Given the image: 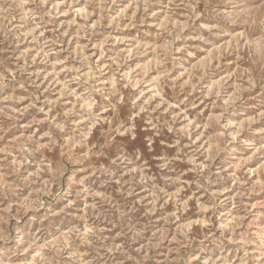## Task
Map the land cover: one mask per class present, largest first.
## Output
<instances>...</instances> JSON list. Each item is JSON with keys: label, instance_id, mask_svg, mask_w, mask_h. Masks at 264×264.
Returning <instances> with one entry per match:
<instances>
[{"label": "rangeland", "instance_id": "374dc122", "mask_svg": "<svg viewBox=\"0 0 264 264\" xmlns=\"http://www.w3.org/2000/svg\"><path fill=\"white\" fill-rule=\"evenodd\" d=\"M233 2L242 6L240 0ZM215 8L213 0H0V127L6 129L0 136V235L8 237L0 240V260H7L16 248L23 250L29 236L18 243L20 234L39 219L33 211L41 192V170L51 166L54 151L45 136V118L58 115L57 97L75 88L81 73L95 79L100 68L105 76L99 82L110 78L113 88L124 75L134 80L133 91L142 89L144 96L162 84L164 92L178 97L179 106L163 113L174 121V131L168 133L174 139L161 140V150L167 147L183 157L197 145L205 156L219 149L216 162L231 164H225L223 175L235 174L216 177L207 191L198 190L192 161L202 158L197 153L178 159L179 165H188L176 177L183 197L180 210L175 188L169 192L172 199L144 207L154 225L147 235L159 228L167 237L153 245L158 258L166 261L190 253L201 264H220L221 259L240 264L248 257L259 261L255 241L264 229V92L257 91L259 82L248 86L254 74L241 51V30L220 31L210 23ZM205 24L209 27L203 28ZM209 30L213 34L208 35ZM253 32V50H264V26ZM109 66L116 72H108ZM258 80H264V74ZM193 123L198 135L191 131ZM221 141L231 143L225 149ZM30 175H35L31 184L20 182ZM96 228L97 236L86 234V229ZM208 229L211 235L242 234L244 239H229L226 246L209 244L202 252L200 240L191 237L199 232L203 239ZM115 234L116 229L100 221L77 217L49 239L62 252L67 245L62 264H114L118 257L106 255L103 245L111 247ZM245 239L252 242L245 244ZM248 264L254 261L248 259Z\"/></svg>", "mask_w": 264, "mask_h": 264}, {"label": "clouds", "instance_id": "9594fccd", "mask_svg": "<svg viewBox=\"0 0 264 264\" xmlns=\"http://www.w3.org/2000/svg\"><path fill=\"white\" fill-rule=\"evenodd\" d=\"M213 3L216 8L210 23L218 25L220 31L241 30V51L250 61L254 74L249 77L248 86L259 82L257 91L264 92V80H258L264 74V50L254 51L251 39L253 30L264 26V0H254L251 4L240 0L242 6H235L233 0H213ZM202 27L208 28L209 25ZM211 34L209 30L208 35ZM97 72L99 76L95 79L81 73L80 78L74 81L75 88H68L63 98L57 97L55 111L58 115L45 118L48 130L45 136L48 146L54 151L50 153L51 166L41 170V192L33 211L39 219L29 226L28 233L20 234L18 243L24 241L25 235L29 236L23 250L16 248L7 260H0V264H62L61 256L67 254V245L62 246L65 249L62 252L61 246L49 238L58 237L63 229L76 222L77 217L100 221L116 229L111 247L103 245L106 255L116 254L118 257L114 264H193L194 261L201 264V259L190 253L161 261L153 245H160L162 238L167 237L159 228L151 236L147 235L152 232L150 225H154L153 217L144 212V207L152 201L163 203L165 199H172L169 192L175 188L177 211L180 210L179 203L183 197L178 195L180 185L176 177L182 176L183 168L188 165H179L178 159L199 154L200 162L192 161V164L198 180L196 187L205 191L217 182L216 177L227 179L235 175H223L225 164L229 167L231 164L227 160L216 162L219 149L205 156L197 145L185 151L183 157L173 155L167 147L161 150V140L174 139L168 136L174 131V121L163 113L165 108L174 111L179 106L178 97L164 92L162 84L153 85L156 91L149 90L151 95L144 96L142 89L133 91L134 80L124 75L118 77V88H113L110 78L99 82L105 71L97 68ZM108 72L115 73L116 69L109 66ZM260 101L264 106V95L260 96ZM5 131L0 127V136ZM191 131L199 134L194 123ZM184 135H188L187 128ZM228 143L231 141H221L225 149ZM179 146L183 148L182 143ZM244 147L254 146L245 144ZM43 176H47L46 181ZM34 179L35 175H30L20 182L27 180L31 184ZM129 217L135 219L126 223ZM212 231L208 229L203 239L199 232L194 233L191 241L200 240L203 252L209 244L226 246L229 239H244L242 234L229 237L221 233L215 236L211 235ZM99 232V228L86 229L90 236H97ZM75 234L81 235L78 231ZM7 239V236L0 235V240ZM251 242V239H245V244ZM255 242L259 261L248 257L240 264H248V259H252L254 264H264V229ZM180 246L184 249L185 242L181 241ZM64 264L72 262L64 260ZM203 264L208 262L203 261ZM220 264L232 262L221 259Z\"/></svg>", "mask_w": 264, "mask_h": 264}]
</instances>
